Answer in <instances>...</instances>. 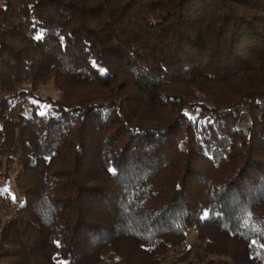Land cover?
I'll use <instances>...</instances> for the list:
<instances>
[{
  "label": "trees",
  "instance_id": "16d2710c",
  "mask_svg": "<svg viewBox=\"0 0 264 264\" xmlns=\"http://www.w3.org/2000/svg\"><path fill=\"white\" fill-rule=\"evenodd\" d=\"M10 172L5 264H264V0H0Z\"/></svg>",
  "mask_w": 264,
  "mask_h": 264
},
{
  "label": "rangeland",
  "instance_id": "374dc122",
  "mask_svg": "<svg viewBox=\"0 0 264 264\" xmlns=\"http://www.w3.org/2000/svg\"><path fill=\"white\" fill-rule=\"evenodd\" d=\"M35 94L41 97L50 96L52 98H58L59 91L53 86L51 82H48L47 84L41 87L40 91H38ZM28 101L31 103V106L37 105V107H39L40 113L46 112L49 108L48 104L41 102L35 97L28 98ZM243 109L245 108L243 107ZM240 118H241L240 122H243L242 116ZM12 180L13 179L11 172L7 179H3V178L0 179V217L3 216L5 217V216H9L10 214H14L16 208L23 201L22 194L14 188ZM193 242L194 240L191 231L188 233L187 241L184 245H180L178 247L172 248L166 253V258L164 259V262L166 264H172L176 259H178L179 256H181V253L183 252L182 250L187 248L189 245H193ZM6 261L8 262L9 259L2 258L0 260V264H5ZM110 262H111L110 264H114L113 260ZM176 264H187V261L180 259L176 261Z\"/></svg>",
  "mask_w": 264,
  "mask_h": 264
},
{
  "label": "snow or ice",
  "instance_id": "6c2138e0",
  "mask_svg": "<svg viewBox=\"0 0 264 264\" xmlns=\"http://www.w3.org/2000/svg\"><path fill=\"white\" fill-rule=\"evenodd\" d=\"M44 113L42 112L41 115H43Z\"/></svg>",
  "mask_w": 264,
  "mask_h": 264
},
{
  "label": "built area",
  "instance_id": "2783aa9c",
  "mask_svg": "<svg viewBox=\"0 0 264 264\" xmlns=\"http://www.w3.org/2000/svg\"><path fill=\"white\" fill-rule=\"evenodd\" d=\"M2 201V200H1Z\"/></svg>",
  "mask_w": 264,
  "mask_h": 264
}]
</instances>
